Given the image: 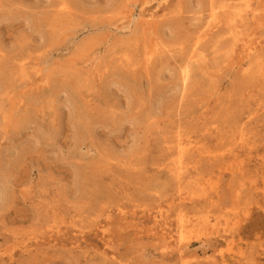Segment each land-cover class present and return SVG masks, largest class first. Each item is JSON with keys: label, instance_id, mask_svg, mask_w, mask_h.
Wrapping results in <instances>:
<instances>
[{"label": "rangeland", "instance_id": "obj_1", "mask_svg": "<svg viewBox=\"0 0 264 264\" xmlns=\"http://www.w3.org/2000/svg\"><path fill=\"white\" fill-rule=\"evenodd\" d=\"M261 2L0 0V264H264Z\"/></svg>", "mask_w": 264, "mask_h": 264}, {"label": "bare ground", "instance_id": "obj_2", "mask_svg": "<svg viewBox=\"0 0 264 264\" xmlns=\"http://www.w3.org/2000/svg\"><path fill=\"white\" fill-rule=\"evenodd\" d=\"M169 0H164V3H167ZM247 7H248V11L250 12L251 16L253 19H257L261 12H264V0H262V2L260 3V5L257 8H252V5L250 3H247ZM68 9L67 5H65L64 3L60 4V6L58 7V12H64ZM147 10L143 9L142 12V18L143 20H145V22L150 23L153 21V17H152V13H148L146 12ZM151 12V11H150ZM134 11H130L128 18L130 19L131 22L134 21ZM237 16H241V14L239 12H236V17ZM232 21V20H231ZM235 21V20H233ZM238 28V25L234 23V28L231 31L232 32V37H233V48L234 50H244L246 52L247 57H251L252 55L254 56V54L256 53V48H257V44L261 43L262 40H259L254 37L253 34H247L244 35L241 32L236 31V29ZM91 42H93V44H91ZM198 42L195 43V45ZM96 44L95 41H88L86 43L81 42L79 45L80 51L81 50H85L87 48H91L92 46H94ZM144 59H145V64H147L150 59L155 55V53L159 52L160 49V44L157 42H154L153 40L150 42V45H146L144 47ZM196 50V48L194 49ZM181 78L184 82V84H187L188 79L190 78V73H189V69L188 67H184L182 72H181ZM189 151L188 145L184 144L182 141L178 142V153H179V159L178 160V170L181 171L183 167L182 166V161L181 159L183 158L184 154ZM178 177H181V172L178 173ZM167 219V214L166 211L162 208H160L159 210H157L155 212V215L153 216V220L155 224H161L164 221H166ZM181 222L179 223L178 229H177V233H178V239L179 242L181 243V247H179L177 249V255L180 259V264H182L185 261L186 257V253L184 252L185 249L188 248V242L185 241L184 239V231L186 228H189L190 226H192V220L190 219H186V218H181L180 219ZM164 225V224H163ZM163 225H161V230L160 231H155L153 233V235L157 238V239H163L165 237H167V228H165ZM104 235H106L107 230H104ZM170 234V233H168ZM185 241V242H184ZM106 246H108L107 243H105ZM190 259L197 261L200 259L201 255L198 251H193L192 253L190 252V255L188 256Z\"/></svg>", "mask_w": 264, "mask_h": 264}]
</instances>
